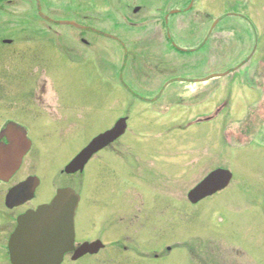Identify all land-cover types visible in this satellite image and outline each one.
<instances>
[{"label": "rangeland", "instance_id": "obj_1", "mask_svg": "<svg viewBox=\"0 0 264 264\" xmlns=\"http://www.w3.org/2000/svg\"><path fill=\"white\" fill-rule=\"evenodd\" d=\"M124 3L112 10L98 0H39L38 9L25 0L24 16H0V34L6 35L1 38L16 28L36 26L111 30L114 16L109 13L118 11L121 19L136 5ZM160 6L151 5L150 12ZM193 8L195 35L168 30L165 62L168 79L195 78V101L183 100L160 112L130 101L124 90L125 83L145 77L144 61L155 60L143 50L112 48L108 56L119 58L114 73L109 61L96 67L91 61L74 65L58 60L53 68L40 66L38 84L25 79L24 86L10 68L14 64L6 69L0 62V103L7 100L8 111L20 106L16 95L29 88L56 114L69 104L60 99L72 97L93 107L94 115L110 116L116 109L119 116H130L114 155L124 170L95 160L83 183L76 182L83 197L77 243L101 239L105 248L76 260L69 256L63 264H264V0H195ZM37 12L56 22L34 21L31 14ZM192 44L195 51L189 50ZM117 91L115 103L111 98ZM38 107L50 111L41 103ZM101 123L94 118L65 135L63 143L44 138L45 162L39 167L44 176L50 180L59 173L63 158L90 140ZM217 168L233 173L231 183L191 203L189 191Z\"/></svg>", "mask_w": 264, "mask_h": 264}, {"label": "flooded vegetation", "instance_id": "obj_2", "mask_svg": "<svg viewBox=\"0 0 264 264\" xmlns=\"http://www.w3.org/2000/svg\"><path fill=\"white\" fill-rule=\"evenodd\" d=\"M24 1L0 0V16H24ZM29 1L33 5L36 4L39 9V0ZM98 1L101 5L110 4L114 7L112 10H115L116 6L114 5H120L121 1H124V4L128 7H130L131 3L136 5L132 10V14H124L121 19L117 17L119 15L118 11L109 13V16H114L111 30L92 27L61 30L38 28L36 26L35 28H16L11 30L10 37L1 38L6 35L0 34V62L4 64L6 69L9 68L7 66L8 63H13V67L10 68L14 69L15 78L20 81L19 85L24 86L23 81L25 79L38 84L40 66H52L53 68L58 60H66L67 63L74 65H87L91 61L90 63H93L96 67H102L105 61H109L114 73L119 68V58L117 55L108 56V52L112 53L110 52L112 48L121 46L128 49L131 48L137 52L143 50L148 54H152L155 60L144 61L146 68L144 78L133 80L128 85L125 83L126 89L124 90H126L125 92L128 94L130 101L138 100L150 104L154 112H160L161 108L167 109L170 106L178 105L183 100L195 101V78L183 81L174 77L168 79L166 77L168 67L165 62V53L168 49V30H185L195 35V10L193 8L195 0ZM156 2H159L161 6L157 13H152L150 12L151 5ZM190 2L193 5L189 9ZM169 5L174 6L168 10ZM31 16L36 22L40 20L56 22L52 16H41L39 12L31 14ZM171 16L174 19H171ZM102 22H104V19ZM1 32L2 30L0 29ZM24 42H31V45H25L23 44ZM189 50L195 51V44H192ZM47 56H55L56 59L49 60ZM173 69H180V67L174 66ZM7 72L6 70L5 74H8ZM28 90L29 88L24 90V93L20 92L16 95L17 100H15L20 102V106L18 104L13 112L7 110V100L1 99L2 103H0L2 107L0 108L2 110L0 111V264H13L9 242L18 226V220L23 214L30 210H37L43 204L50 203L60 189L71 188L80 196L75 216L76 226L83 199L81 192L76 188V182L80 180V183H83V179L87 176L88 166L98 160L101 164L108 165L107 163L110 162L111 165H117L113 169H123L115 160L114 155L117 154L115 156H118V147L116 145L119 144V140L128 131L129 115L119 116V112L116 109L111 110L110 116L94 115L92 114V111H94L93 107L87 106L83 100L72 97L60 99L67 101L69 104L66 109L61 111L62 113L56 114L51 103L48 104L47 100L41 99L38 93H30ZM111 99L112 102L117 103L119 92L112 94ZM25 100H28V102L24 104L26 106L24 108L23 101ZM39 103L47 106L50 111L43 110L42 113L38 107ZM71 105L74 107H71ZM94 118L102 122L97 128H100L99 131L90 140L77 145L70 155L63 158L65 163H63V168H59V173L55 171L50 180L48 179L50 175L46 178L39 168L40 164L45 162V154L42 148V146L44 147L43 139L51 136V138L57 139V142L63 143L65 142V135L67 137L76 128L82 129L86 127L91 124ZM123 118L126 119V130L119 138L107 143L96 151L82 170L76 172L66 171L68 164L95 137L114 128ZM40 120H42L41 124ZM38 122L40 125L37 124ZM194 123L195 120L191 121L189 125ZM60 145L62 144L57 146ZM15 154L21 156V161L17 169L9 171L10 163L15 159ZM104 156L107 157L103 160ZM147 169L149 171V168ZM132 170L135 169L132 168ZM166 173L167 170L163 173V179L164 175H167ZM98 175L100 176V173ZM58 180L61 182L60 184H58ZM161 181L163 182L162 179ZM95 241L103 243V246L97 252L100 253L106 245L101 239L83 240L77 243L76 233V249L84 242ZM87 255L91 254L88 253ZM69 256L73 259L75 251L66 253L62 264Z\"/></svg>", "mask_w": 264, "mask_h": 264}, {"label": "water", "instance_id": "obj_3", "mask_svg": "<svg viewBox=\"0 0 264 264\" xmlns=\"http://www.w3.org/2000/svg\"><path fill=\"white\" fill-rule=\"evenodd\" d=\"M73 24L71 22H66ZM126 119L111 130L95 137L93 141L66 167L68 172L82 170L91 156L107 143L119 138L126 130ZM21 156L15 154L9 171L19 166ZM229 169L218 168L208 174L188 193L192 203H198L225 189L232 181ZM80 196L71 188H62L50 203L37 210H30L18 220L10 242L13 264H62L65 254L75 251L74 260L85 254L97 253L103 246L101 241L84 242L76 249L75 216Z\"/></svg>", "mask_w": 264, "mask_h": 264}]
</instances>
